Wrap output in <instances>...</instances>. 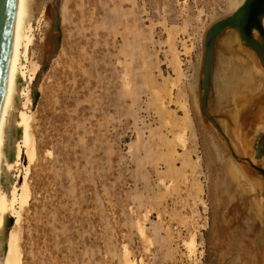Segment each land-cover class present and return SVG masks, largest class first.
Here are the masks:
<instances>
[{
	"label": "rangeland",
	"instance_id": "obj_1",
	"mask_svg": "<svg viewBox=\"0 0 264 264\" xmlns=\"http://www.w3.org/2000/svg\"><path fill=\"white\" fill-rule=\"evenodd\" d=\"M55 10L27 55L39 69L28 84L30 195L15 227L22 264H123V248L139 264H264V77L223 90L224 107L213 101L223 58L250 61L220 56L227 34L264 71L235 29L215 40L207 116L201 108L204 36L234 13L228 0H56Z\"/></svg>",
	"mask_w": 264,
	"mask_h": 264
},
{
	"label": "bare ground",
	"instance_id": "obj_2",
	"mask_svg": "<svg viewBox=\"0 0 264 264\" xmlns=\"http://www.w3.org/2000/svg\"><path fill=\"white\" fill-rule=\"evenodd\" d=\"M244 1L245 0H228V5L231 7V10L235 12L242 5ZM51 6L53 7V9L51 8ZM55 8H56V0H15V4H14V13H13L11 32H10L8 54H7V60H6V65H5L3 83H2L1 92H0V264H22V260H21L22 254H21L19 236L17 234V230L15 227L17 223L20 222L21 211L23 207H25L28 204L29 195H30L26 176L29 173L28 164L32 160L35 154V141H34L33 133L31 130L32 102L28 95L29 94L28 84L33 80V78L35 77L39 69L38 64H34L31 67L28 65L27 55H28V48L32 41V31L34 29V26L39 21V19H41V17H44L46 14L52 13L53 11L55 12L56 11ZM261 26L264 29V15L261 18ZM256 32L257 31H253L254 38L256 37ZM225 37L226 38L223 40V42H221L222 41L221 40L220 41L221 43L218 45V46L222 45L221 55L219 52V55L222 58H223L222 54L224 56L225 55L230 56L232 54L231 56L234 57L237 55V54L234 55L236 52L238 54L245 52V54L247 55L246 58L250 61L247 62L243 60L244 59L243 55H242L243 57L240 58L241 59L240 61L239 60L236 61L235 59L237 58L235 57H234L235 61L231 60L230 58L229 60H231V62L234 61L232 62L233 64L230 63V61L226 62V60L228 59L225 57H224L225 59L223 58L224 61L222 60L221 62V60H219V62H221L220 63L221 67L218 66V68L220 67V70L217 68V70H219L218 74L216 75L217 85L215 84L216 81L214 82L216 87L218 86L217 89L219 92L216 91L218 93L217 99L216 101L215 99L213 100L215 103H219V104L223 103L224 101L223 99L228 97L227 95H230V94H227L225 95V97H223V93H224L223 90H225L226 88L228 87L231 88L232 94H234L237 88L239 89L240 86H243L241 85L243 84L241 83L242 81V82H245L246 84L250 83L248 84L250 85V89L251 87L254 89L256 88L255 81L257 79V75L264 77V71L260 69V67L258 66V63L255 60L256 56L253 57V54H251V52L242 49L239 44H237L238 45L237 49H235L237 45L234 48V44H235L234 42H237L238 37L235 36L233 32H231L230 34H227V36ZM221 49L219 48V50ZM240 56L241 54L239 55V57ZM221 57L220 59H222ZM259 58H262V57H259ZM263 60H264V57H263ZM227 63H230L232 65V68H230V70L226 66L228 65ZM245 86H243V88H245ZM247 88L249 87L247 86ZM238 89L236 90L235 94L238 92ZM226 92L228 91L226 90ZM247 93H250V92H247ZM245 95H243V97ZM231 97L229 98L231 99ZM243 97L241 96L240 100L243 99ZM245 98L247 100V97ZM230 99H226V100H230ZM235 99L237 100V97L234 98V101H236ZM239 101H236V102L239 103ZM221 105L223 106V104ZM221 105H218V106H221ZM236 105H234V107H236ZM216 107L217 106H215V108ZM233 109H236V108H233ZM228 114H229V117L234 119V117L237 116L238 114V109L233 113L228 112ZM220 120H219L220 122L219 127L221 125L223 127L224 132H226L225 130L227 129V124L225 123L224 119L223 121L222 119ZM256 126L254 128H256ZM228 129H229V126H228ZM227 137L229 138L228 135ZM250 137L251 136H249V138ZM232 142L233 141H231V143ZM245 147H247L246 144H245ZM237 149L238 148H235L234 150L238 151ZM238 157H239V154H238ZM24 159L28 162L27 164H24L23 162ZM233 166L239 178L246 179L248 181L247 184L250 183L249 189L254 190L253 185L255 182H253L250 179V177L248 176L249 174H245L241 170L242 168L240 169L235 164H233ZM258 183L259 182H257V184ZM257 203L259 204L260 201L258 200ZM256 208L259 209V207H256ZM259 212L257 213L259 214ZM258 214L256 215L258 216ZM263 216H264V213H263ZM262 217L260 215L259 218L262 219ZM261 223L259 224L257 222V224H259L260 226H261ZM138 224L139 223H137V225ZM137 227L140 228L139 225ZM138 228H137V231H140L141 234L144 235L142 225H141L140 230ZM259 232H262V230H259ZM183 245L190 254L191 253L193 254L195 250V245H196L194 234L193 235L191 234L190 238L187 241L183 242ZM123 250H124L123 253L125 252L124 257H123V264H139L134 258H130L129 255H126L128 253L126 249L123 248ZM262 252L263 251H261V253ZM263 258H264V255H263ZM242 262L243 261H240L238 264L240 263L243 264L244 262L243 263ZM194 264H197V263H194Z\"/></svg>",
	"mask_w": 264,
	"mask_h": 264
},
{
	"label": "water",
	"instance_id": "obj_3",
	"mask_svg": "<svg viewBox=\"0 0 264 264\" xmlns=\"http://www.w3.org/2000/svg\"><path fill=\"white\" fill-rule=\"evenodd\" d=\"M14 4L15 0H0V92L8 54ZM263 15L264 0H245L234 13L214 23L206 31L204 36L201 81L204 91V97L201 99V108L205 116H207L205 114V99L210 84L214 44L217 36L226 28L235 29L245 45L250 46L259 57H263L264 29L261 26V18ZM53 20L56 25V15L53 17ZM253 31H257L259 33L262 38V44L254 40Z\"/></svg>",
	"mask_w": 264,
	"mask_h": 264
}]
</instances>
